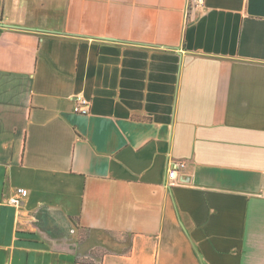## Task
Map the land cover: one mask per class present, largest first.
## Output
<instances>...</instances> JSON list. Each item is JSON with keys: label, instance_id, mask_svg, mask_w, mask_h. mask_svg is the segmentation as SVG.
Here are the masks:
<instances>
[{"label": "crops", "instance_id": "crops-1", "mask_svg": "<svg viewBox=\"0 0 264 264\" xmlns=\"http://www.w3.org/2000/svg\"><path fill=\"white\" fill-rule=\"evenodd\" d=\"M0 264H264V0H0Z\"/></svg>", "mask_w": 264, "mask_h": 264}, {"label": "built area", "instance_id": "built-area-1", "mask_svg": "<svg viewBox=\"0 0 264 264\" xmlns=\"http://www.w3.org/2000/svg\"><path fill=\"white\" fill-rule=\"evenodd\" d=\"M190 5L202 6L205 0H188ZM75 105L74 111L82 115H88L92 110V99L84 94H77L73 97ZM187 167V162L184 160H173L170 163V169L168 172L169 182L168 185H172L175 180L180 178V172ZM29 195L27 188L19 187L16 192L8 198V202L12 205L20 207Z\"/></svg>", "mask_w": 264, "mask_h": 264}]
</instances>
